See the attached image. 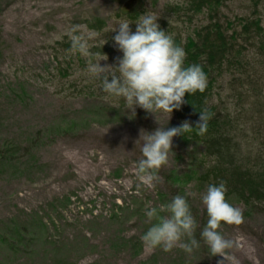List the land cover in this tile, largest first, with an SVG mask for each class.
<instances>
[{
	"label": "rangeland",
	"instance_id": "obj_1",
	"mask_svg": "<svg viewBox=\"0 0 264 264\" xmlns=\"http://www.w3.org/2000/svg\"><path fill=\"white\" fill-rule=\"evenodd\" d=\"M129 1L0 0V264H217L224 259L209 256L203 241L191 254L179 247L144 248L141 237L155 223L145 211L176 195L188 199L199 240L207 222L200 197L211 184L203 177L213 162L203 145L178 135L155 187H145L136 176L141 129L184 122L173 112L154 116L137 108L134 116L123 100L106 99L99 81L85 75L89 58L71 51L65 32L74 24L94 32L91 52L107 56L102 66L113 65L122 53L110 30L121 19L134 22L151 13L162 30L186 44L212 21L231 34L241 30L242 18L259 19L264 28V0L223 5L219 0L215 10L200 14L190 0H133L128 7ZM126 10L136 13L130 18ZM130 28L134 32L135 23ZM250 42H239L245 47L243 75L232 70L219 77L211 104L236 120L241 161L264 167V54L256 40ZM172 174L185 177L184 189ZM225 198L242 212L241 223L220 228L234 242L225 264H264V203L249 209L229 193Z\"/></svg>",
	"mask_w": 264,
	"mask_h": 264
},
{
	"label": "clouds",
	"instance_id": "obj_2",
	"mask_svg": "<svg viewBox=\"0 0 264 264\" xmlns=\"http://www.w3.org/2000/svg\"><path fill=\"white\" fill-rule=\"evenodd\" d=\"M157 21L158 17L151 13L141 14L134 22L121 19L110 31L116 32L112 40L122 56L115 64L105 66L101 61L107 60V56L90 50L89 41L95 37L94 32L84 31V26L79 24L70 26L65 32L71 42V51L89 58L85 75L99 81L106 99L123 100L125 108L134 116L137 108L154 116L156 113L172 114L185 103L186 94L202 93L207 87L202 67L185 66V50L175 44L173 36L162 30ZM132 23L136 25L134 32L130 28ZM207 120V114L200 113L195 127L184 122L178 127L159 126L152 132L141 129L137 140L141 153L136 166L138 180L145 187L154 188L158 170L168 162L173 138L193 128L203 135L207 131ZM226 191V185L221 182L209 184L201 195L207 222L199 233V240L193 235L198 225L185 196L176 195L159 208H148L145 211L147 220L155 223H151L141 237L144 248L168 252L179 247L191 254L203 241L209 256L223 257L217 264H225L227 251L234 247V242L221 233V225L242 222L240 208L226 200Z\"/></svg>",
	"mask_w": 264,
	"mask_h": 264
},
{
	"label": "trees",
	"instance_id": "obj_3",
	"mask_svg": "<svg viewBox=\"0 0 264 264\" xmlns=\"http://www.w3.org/2000/svg\"><path fill=\"white\" fill-rule=\"evenodd\" d=\"M132 2L133 0L129 1L128 7L129 5L132 7ZM218 3L219 0H190V5L196 13L205 7L215 10ZM125 12L130 18L136 13L135 10ZM96 25H103V23L97 21ZM241 27L244 29L242 33L237 34L234 31V40L227 38L228 31L217 21H212L202 32H197V37L189 38L186 44L173 36L175 44L186 52L185 66L200 65L207 77L205 91L202 93L198 91L194 95L186 94L185 103L173 113L182 122H189L193 127L200 121V113L207 114V131L203 135L199 134L198 129L193 128L192 131L184 133L182 137L203 145L206 150L205 156L212 160L213 163L203 178L210 179L211 184L223 182L229 196L233 195L251 209L256 204L264 203V167H256L257 163L252 167H247L241 161L240 146L235 139L236 132H239L236 120L226 113L222 114L217 106L211 104L214 97L212 91L219 77L223 78L226 72H232V70L239 71L241 75L244 73L245 67L239 63L237 51L241 49L237 48V41L239 43L243 36L246 38L249 36L247 31L250 27L245 22ZM257 27L260 29V24H257ZM251 33H254L253 36L256 38L262 35L257 29L252 30ZM170 34L174 33L170 32ZM244 41L247 42V40ZM259 51L264 54V44L259 47ZM216 74L218 76H215ZM172 176L174 183L184 189L185 177L176 174Z\"/></svg>",
	"mask_w": 264,
	"mask_h": 264
},
{
	"label": "bare ground",
	"instance_id": "obj_4",
	"mask_svg": "<svg viewBox=\"0 0 264 264\" xmlns=\"http://www.w3.org/2000/svg\"><path fill=\"white\" fill-rule=\"evenodd\" d=\"M226 1L227 0H220V5H223V3L225 4L226 3ZM222 3V4H221ZM208 10V7H205V8H203L200 12H198L197 14H200V13H202V12H204L205 10ZM206 10V11H207ZM242 20L245 22V24L247 25V26H249L250 28H249V31H247V33L249 34V36H247V38L245 37V36H243V38L242 39H244V40H247V42L246 43H250V44H252L250 41L251 40H256L258 43H259V47L261 46V45H263L264 44V28L262 27V22L259 20V19H255V18H250V19H248V18H242ZM257 24H260V29H259V27H257ZM205 28H200L199 30H197L196 32H195V34L197 35V32H202V30H204ZM241 30L240 31H236V33L238 34L239 32L240 33H242V31L244 30L243 29V27H241L240 28ZM255 29H257V30H259V32H261V37L260 38H256V37H254L253 35H254V33L252 34L251 32H252V30H255ZM233 33V35L231 34V33H228L226 36H227V38H229V39H235V35H234V33L235 32H232ZM234 36V37H233ZM197 37V36H196ZM245 37V38H244ZM233 39V40H234ZM263 39V40H262ZM261 40H262V42H261ZM194 43H195V41H194ZM237 45L238 46H240L241 44L240 43H238L237 42ZM241 47V50H239V51H237V53L239 54V59H240V61H239V63L240 64H242V62H241V59H242V54H243V50H245V47L244 46H240ZM196 53H198V52H196ZM257 54H259L260 55V53H257ZM261 56V55H260Z\"/></svg>",
	"mask_w": 264,
	"mask_h": 264
}]
</instances>
